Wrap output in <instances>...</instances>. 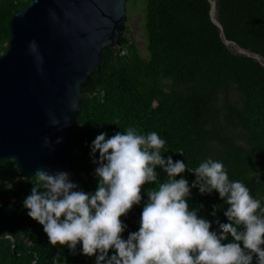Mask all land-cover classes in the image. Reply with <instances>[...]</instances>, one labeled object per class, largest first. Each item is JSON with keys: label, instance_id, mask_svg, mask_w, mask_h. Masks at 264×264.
I'll return each instance as SVG.
<instances>
[{"label": "trees", "instance_id": "obj_1", "mask_svg": "<svg viewBox=\"0 0 264 264\" xmlns=\"http://www.w3.org/2000/svg\"><path fill=\"white\" fill-rule=\"evenodd\" d=\"M29 2L0 0V55L10 43L11 17ZM140 4L146 53L126 25L120 46L103 49L82 88L79 126L71 130L73 182L85 192L97 189V165L90 153L98 134L154 131L165 140L162 156L186 165L177 179L191 185L196 174L187 169L208 159L219 161L229 180L243 182L264 208V0H216L224 37L261 60L232 51L212 20L210 0H128L127 10ZM156 171L157 181L143 186L141 203L121 217L127 225L124 239L139 230L148 191L167 179L160 166ZM35 180V175L25 178L14 159L0 161V264H96L95 256L82 253V242L76 254L67 245H51L43 225L28 215L24 200ZM188 203L212 222L213 231L219 229L217 219L229 223L228 205L216 190L201 194L192 188ZM213 205L219 206L215 216ZM231 240L229 234L224 242ZM252 264H257L255 256Z\"/></svg>", "mask_w": 264, "mask_h": 264}, {"label": "clouds", "instance_id": "obj_2", "mask_svg": "<svg viewBox=\"0 0 264 264\" xmlns=\"http://www.w3.org/2000/svg\"><path fill=\"white\" fill-rule=\"evenodd\" d=\"M50 143L45 137L44 146ZM164 146L165 140L154 131L144 135L128 129L111 137L100 133L90 153L99 178L94 192L80 189L66 171L39 169L24 207L43 225L51 245H67L76 254L82 242V253L95 256L96 264H252L254 256L257 264H264L261 201L243 182L230 181L224 164L212 159L187 169L196 174L191 185L183 177L177 179L186 165L171 156L165 159ZM157 166L167 179L148 191L139 230L124 239L127 225L121 217L141 203L143 186L157 181ZM192 188L201 194L216 190L228 205L224 215L229 223L217 219L219 229L213 231L212 222L189 207ZM218 208L213 205V216ZM229 234L232 240L225 243ZM59 257L58 252L54 259Z\"/></svg>", "mask_w": 264, "mask_h": 264}, {"label": "water", "instance_id": "obj_3", "mask_svg": "<svg viewBox=\"0 0 264 264\" xmlns=\"http://www.w3.org/2000/svg\"><path fill=\"white\" fill-rule=\"evenodd\" d=\"M127 1L30 0L11 17L10 43L0 55V161L14 159L25 178L45 169L66 171L74 180L71 130L79 126L82 88L99 65L103 49L120 46ZM210 2L212 20L224 37L215 15L216 0ZM45 137L51 140L47 147Z\"/></svg>", "mask_w": 264, "mask_h": 264}, {"label": "rangeland", "instance_id": "obj_4", "mask_svg": "<svg viewBox=\"0 0 264 264\" xmlns=\"http://www.w3.org/2000/svg\"><path fill=\"white\" fill-rule=\"evenodd\" d=\"M128 7V5H127ZM145 8V5H144ZM128 19L126 25L129 28V36L134 38L138 45L146 53V37L144 32V9L142 4L131 6L127 12ZM232 51L239 52V48L236 45H229Z\"/></svg>", "mask_w": 264, "mask_h": 264}, {"label": "bare ground", "instance_id": "obj_5", "mask_svg": "<svg viewBox=\"0 0 264 264\" xmlns=\"http://www.w3.org/2000/svg\"><path fill=\"white\" fill-rule=\"evenodd\" d=\"M216 15V14H215ZM230 44H233V43H230ZM233 45H235V44H233Z\"/></svg>", "mask_w": 264, "mask_h": 264}]
</instances>
